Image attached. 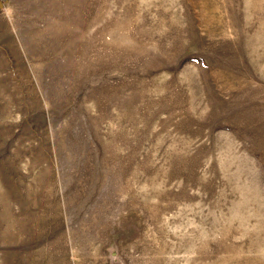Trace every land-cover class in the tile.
<instances>
[{
	"label": "rangeland",
	"instance_id": "374dc122",
	"mask_svg": "<svg viewBox=\"0 0 264 264\" xmlns=\"http://www.w3.org/2000/svg\"><path fill=\"white\" fill-rule=\"evenodd\" d=\"M0 264H264V0H0Z\"/></svg>",
	"mask_w": 264,
	"mask_h": 264
}]
</instances>
